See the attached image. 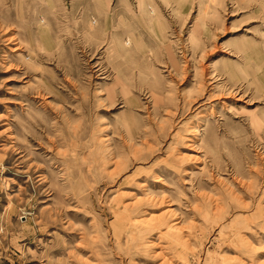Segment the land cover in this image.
I'll return each mask as SVG.
<instances>
[{"label": "rangeland", "instance_id": "374dc122", "mask_svg": "<svg viewBox=\"0 0 264 264\" xmlns=\"http://www.w3.org/2000/svg\"><path fill=\"white\" fill-rule=\"evenodd\" d=\"M0 264H264V0H0Z\"/></svg>", "mask_w": 264, "mask_h": 264}, {"label": "bare ground", "instance_id": "6f19581e", "mask_svg": "<svg viewBox=\"0 0 264 264\" xmlns=\"http://www.w3.org/2000/svg\"><path fill=\"white\" fill-rule=\"evenodd\" d=\"M14 51V50H13ZM16 51V50H15Z\"/></svg>", "mask_w": 264, "mask_h": 264}]
</instances>
